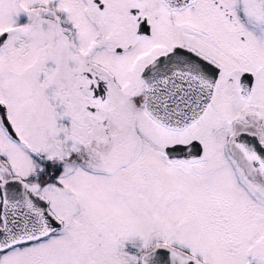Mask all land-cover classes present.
Here are the masks:
<instances>
[{"label":"snow or ice","instance_id":"6c2138e0","mask_svg":"<svg viewBox=\"0 0 264 264\" xmlns=\"http://www.w3.org/2000/svg\"><path fill=\"white\" fill-rule=\"evenodd\" d=\"M0 264H264V0H0Z\"/></svg>","mask_w":264,"mask_h":264}]
</instances>
